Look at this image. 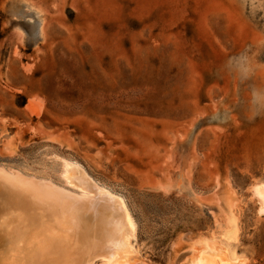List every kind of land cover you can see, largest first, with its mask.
I'll return each mask as SVG.
<instances>
[{
    "label": "rangeland",
    "instance_id": "rangeland-1",
    "mask_svg": "<svg viewBox=\"0 0 264 264\" xmlns=\"http://www.w3.org/2000/svg\"><path fill=\"white\" fill-rule=\"evenodd\" d=\"M64 162L125 199L122 264H264V0H0V166Z\"/></svg>",
    "mask_w": 264,
    "mask_h": 264
},
{
    "label": "water",
    "instance_id": "water-1",
    "mask_svg": "<svg viewBox=\"0 0 264 264\" xmlns=\"http://www.w3.org/2000/svg\"><path fill=\"white\" fill-rule=\"evenodd\" d=\"M11 172L12 175H8L0 169V204L15 206L20 216L12 218L0 229V259L11 264H38L39 258L25 243L28 233L41 218L48 221L60 218L62 201L73 197L82 203L79 213L82 234L90 240L100 241V247L91 254L90 264L98 257L110 260L114 252L125 251L130 230L120 203L99 191L79 169L71 167L66 178L90 196H76Z\"/></svg>",
    "mask_w": 264,
    "mask_h": 264
},
{
    "label": "snow or ice",
    "instance_id": "snow-or-ice-1",
    "mask_svg": "<svg viewBox=\"0 0 264 264\" xmlns=\"http://www.w3.org/2000/svg\"><path fill=\"white\" fill-rule=\"evenodd\" d=\"M63 215L48 221L38 220L28 233L25 243L39 258L38 264H90L91 254L100 247V241L82 234L80 209L77 198L62 201ZM20 213L15 206L0 204V229ZM0 264L11 262L0 259Z\"/></svg>",
    "mask_w": 264,
    "mask_h": 264
},
{
    "label": "bare ground",
    "instance_id": "bare-ground-1",
    "mask_svg": "<svg viewBox=\"0 0 264 264\" xmlns=\"http://www.w3.org/2000/svg\"><path fill=\"white\" fill-rule=\"evenodd\" d=\"M5 167V166H4ZM3 166H0V169H2L6 174L8 175H12V172H15L16 174L20 175L21 177L25 178V179H33L37 182H44L48 185H51L55 188H58L64 192H67V193H70V194H73V195H76V196H80V197H87V196H90V193L89 192H86L85 190H83L82 188L72 184L67 178H66V174L68 172V170L71 168V167H74V168H77L79 169L83 175L101 192L111 196L112 198L118 200V202L120 203V206L123 210V213H124V218H125V223L128 227V229L130 230V234L127 236L126 238V249L125 251H116L114 252L112 258L110 260H107L103 257H98L96 258L95 260H93L91 262V264H95L97 262H100V264H122L123 262L120 261L122 258L126 257V261L127 260V255L132 253L131 251V248H133V242L135 240V235H136V223H135V220L132 216V213L131 211L129 210L127 204H126V201L125 199L119 195V194H116L114 193L113 191H111L109 188L103 186V185H100L99 183H97L87 172L86 170L79 164L77 163H67V162H64L63 164V179L65 180L66 184H68L72 189L69 190V189H65V188H62V187H59L53 183H51L50 181H48L47 179H36L35 177H31V176H27L17 170H12V169H7V168H4ZM11 170V171H10ZM67 185V187H69ZM64 187V186H63ZM256 195L258 196V198L260 199V203H261V207L260 209H262V211H264V183L258 187L256 189ZM211 247V246H210ZM212 248V247H211ZM206 250V249H205ZM207 251V250H206ZM205 251V252H206ZM205 252H201L198 256H196V258L194 257V261L191 262L192 264H218L217 261H215L214 257H210L207 253ZM216 252V251H215ZM219 252V251H218ZM129 255V256H130ZM216 255V254H215ZM222 255V254H221ZM220 255V256H221ZM218 258L216 260H220V264H224L225 262L221 259H223L221 257V259L219 258V255L217 254ZM221 261H223L224 263H222ZM226 262L228 261V258L227 260H225ZM233 261V260H232ZM231 260L228 261V263L232 262ZM125 262V261H124ZM126 263V262H125ZM124 263V264H125ZM235 263V262H234ZM226 264V263H225Z\"/></svg>",
    "mask_w": 264,
    "mask_h": 264
}]
</instances>
